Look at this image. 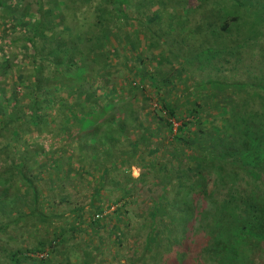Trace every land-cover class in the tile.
I'll use <instances>...</instances> for the list:
<instances>
[{
    "label": "trees",
    "instance_id": "trees-1",
    "mask_svg": "<svg viewBox=\"0 0 264 264\" xmlns=\"http://www.w3.org/2000/svg\"><path fill=\"white\" fill-rule=\"evenodd\" d=\"M263 200L264 0H0V264H252Z\"/></svg>",
    "mask_w": 264,
    "mask_h": 264
},
{
    "label": "rangeland",
    "instance_id": "rangeland-1",
    "mask_svg": "<svg viewBox=\"0 0 264 264\" xmlns=\"http://www.w3.org/2000/svg\"><path fill=\"white\" fill-rule=\"evenodd\" d=\"M227 67H229V66H227ZM208 76H209L208 72H201V74H199L197 76L196 80H201V81L202 80H206V79H208ZM226 76L228 77V74H226ZM43 143L45 145V148L48 149L50 144L52 143V141H51V139L49 137H47V139L44 140ZM131 174H132L133 178H138L139 177V170L137 168H132ZM263 202H264V200L262 201V204H263ZM263 215H264V213H263ZM263 218L262 217L260 218L261 225H258L259 228L260 227H264V219ZM240 224L243 227V225H246V220H242V222H240ZM204 240H206V239H204ZM202 244H204V247L203 248L202 247H198V249H197L198 252H199V255L202 252V250L207 247V243L206 242H203ZM14 245H15V243L14 242H9L7 237L0 238V247H2V246L14 247ZM262 247L263 246L261 245V243H259V241L258 242H251V243H249V241H248L247 243L243 242V244L239 242V245L237 246V248L235 250L238 252V254L242 253V255L244 257H242L243 259L241 258V261H244V263H247L246 262V260H247L248 262H251L252 264H264V253L262 252ZM230 251H231L230 247L223 248V253L221 255V258L222 259L225 258V259H229L230 260L232 258V257L229 256V252ZM2 255L3 254L0 251V262H1V260H4ZM207 256H209V254H207ZM102 259H104L102 256H98L96 258V262L98 264H104L103 263L104 261L102 262ZM72 260H73V262H76V263L78 262L77 258H73ZM106 260H107L106 264H117V263H113L115 259H113L110 255H108V258H106ZM123 263L124 264H130V263H126V261L125 262L123 261ZM182 264H195V261H193V260L190 261L189 258H188Z\"/></svg>",
    "mask_w": 264,
    "mask_h": 264
}]
</instances>
